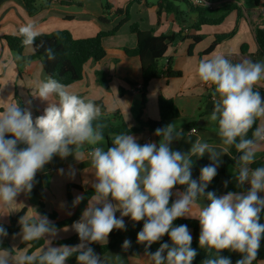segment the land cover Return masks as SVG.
<instances>
[{"label":"clouds","instance_id":"obj_1","mask_svg":"<svg viewBox=\"0 0 264 264\" xmlns=\"http://www.w3.org/2000/svg\"><path fill=\"white\" fill-rule=\"evenodd\" d=\"M195 2L207 6L206 0ZM18 34L25 48H44L47 59L55 60L52 47L45 48L43 42L35 45L41 32L34 23L21 25ZM15 59L21 61L23 57L17 55ZM196 72L202 83L214 86L213 97L218 96L208 119L218 122L221 143L213 145L197 137L187 153L171 148L174 140L184 136L182 129L173 124L155 130V135L161 137L158 145H141L135 136L119 133L112 136V146L105 150L98 146L105 140V125L98 122L103 115L101 108L52 77L41 81L34 94L48 102L44 113L35 120L31 111L18 103L0 110V216L14 211L10 209L17 204V196L32 191L37 172L55 155H73L82 161L83 149L88 146L95 176L94 194L81 219L72 225L78 244L52 246L49 238L57 235V229L47 216L36 212L34 218H21L20 235L23 242L43 238L46 246L32 254L15 251L16 248L0 249V264H66L73 255L77 264H106L90 245L107 244L114 229H125L123 217L144 221L137 241L145 244L150 264H192L197 251L192 248L188 226H174V221L182 217L199 221V246L209 253L203 264H232L229 257L220 255L223 250L240 254L235 264H253L264 239V223L260 222L264 213V196L260 195L264 193V166L250 167L257 152L264 149V100L257 90L258 85L264 87V62L245 59L233 64L218 54L202 59ZM257 120L261 123L254 128ZM196 132L192 128L188 134ZM19 144L26 147L18 148ZM232 146L240 153L235 158L237 184L248 182L250 189L229 191L219 197L207 192L210 203L201 206L199 199L205 196L207 185L223 162L221 158L229 155ZM205 154L211 163L201 168L199 181L194 180L192 157L202 158ZM178 185L185 189L177 190V198L170 204ZM81 199L78 196L75 202ZM194 208L196 216L191 215ZM117 211L120 218L115 215ZM166 234L171 246L165 242L154 253L148 251ZM7 235L0 225V238ZM129 246L130 241L125 240L123 247Z\"/></svg>","mask_w":264,"mask_h":264},{"label":"crops","instance_id":"obj_2","mask_svg":"<svg viewBox=\"0 0 264 264\" xmlns=\"http://www.w3.org/2000/svg\"><path fill=\"white\" fill-rule=\"evenodd\" d=\"M110 1L108 2L112 7L105 12L103 0H37V7H40V10L30 15L24 0H0V110L8 104L17 103L19 97L24 104V109L31 111L35 120L44 113L48 102L34 94L40 82L50 77L45 73L39 59H29L34 52L33 48H24L20 55L23 59L16 61L15 57L19 54L10 50L5 36L16 35L19 27L26 23H34L37 29L45 34L67 30L76 39L93 37L100 31H111L119 26L115 35L103 39L105 57L98 62H87L84 66L82 80L68 85L70 90L94 102H101L104 106L103 115L109 116L118 112L129 126L138 125L136 118L141 113L145 120H159V97L172 99L180 110V116L167 121L166 126L173 124L182 129L184 133L181 139L172 142L173 150L187 153L197 137L210 144L219 145L221 141L216 128L217 122L208 119L218 96L213 97L214 86L210 87L202 83L196 69L202 59L218 54L224 55L233 64L245 59L264 62L255 36L256 29L264 26V0H259L258 4L254 0H223L210 5V9H218L227 3H236L242 15L239 17L238 12L233 11L223 23L204 25L199 30L193 27L197 14L192 12L191 7L184 2L168 0L171 6L173 5L172 10L168 11L160 8L162 0ZM118 10L121 11L117 12ZM102 17H105L107 21H101ZM133 24H138L143 31L153 30L155 35L177 36V41L168 46L164 57L160 60L164 73L153 79L145 89V103L140 59L126 53L127 49L132 50L137 45V37L130 29ZM234 27L237 29L231 38L216 43L218 36L231 33ZM195 36H202V38L196 42ZM168 68L180 72L181 75L168 77L166 74ZM97 71L106 73L109 80L107 88L98 84ZM140 84L142 89L138 90L137 86ZM257 87L260 95L263 94L264 87H259V85ZM260 123L261 120H259ZM192 128L197 129V132L189 136L188 133ZM131 135L135 136L141 145L149 142L158 145L161 139L155 135V132L148 130ZM111 138L109 140L105 138L104 142L98 146L107 150ZM25 147L24 144L18 145V148ZM88 150L89 147L85 146L82 161H78L73 155L66 158L55 155L43 169L37 172L32 191L20 193L16 198L17 204L10 209L14 211L0 216V223L3 226H9L11 219L21 213H23L22 217L34 218L36 212L42 215V212L57 211L61 217H64L67 208L66 187L68 185H78L84 190L94 189L92 185L95 183V176L87 155ZM203 157L205 164L209 165L211 161L208 155L205 154ZM224 157L225 155L221 158L222 161ZM256 161H261V166H264V149L257 152L254 162ZM222 164L217 170L219 174ZM237 172L238 166H235L228 167L225 174H220V182L217 186L218 196L229 191L246 192L250 189L248 182H245L243 186H238ZM191 174L192 179L199 181L192 168ZM226 181L228 182L227 187H225ZM182 187L184 186L178 185L173 189L172 200L177 198L175 193L177 190L181 191ZM82 194V191L71 190L74 205H78L79 202H75L76 198L82 197ZM260 195L264 196V193ZM198 203L203 205L201 201ZM115 215L120 218L119 211ZM191 215H197L196 208L193 209ZM123 220L125 227H131L136 234L143 228V220L135 222L130 217H123ZM72 225L57 229V235L49 238L52 246H58L56 242L77 234L72 229ZM21 231L22 228L14 235L8 233L7 237L0 238V245H8L16 248L15 251L28 254L37 252L46 246L47 241L44 239L41 247L29 252L31 245L21 247L23 244ZM189 231L193 237L192 230L189 229ZM122 233L125 235L124 229ZM125 240L130 241V246L127 248L123 247ZM140 245L145 249V244L140 243ZM261 246L264 248V239L261 240ZM159 247L158 243H153L148 251L154 253ZM95 252L100 254L98 251ZM100 255L105 259L106 264H150L145 251L137 249L129 237L124 238L116 248ZM66 264H77V262H66ZM259 264H264V262Z\"/></svg>","mask_w":264,"mask_h":264},{"label":"trees","instance_id":"obj_3","mask_svg":"<svg viewBox=\"0 0 264 264\" xmlns=\"http://www.w3.org/2000/svg\"><path fill=\"white\" fill-rule=\"evenodd\" d=\"M49 1V0H47ZM135 2H141L142 0H134ZM171 1H179L184 2L189 5L192 9V12L197 14L196 21L193 24V27L196 30H199L204 25H218L224 22L226 17L233 11L238 12V16L241 17L242 12L236 3H227L226 5L218 8V9H210L208 6L205 7H193L191 4L184 0H171ZM209 5H213L219 3L223 0H206ZM257 4L259 0H254ZM26 9L30 15L36 14L40 7H37V0H24ZM45 7V6H43ZM111 4L106 0L104 5V11L108 12L111 9ZM173 5L168 0H162L160 2V8L168 11L172 10ZM121 10H118L119 12ZM101 21H107L105 17L101 18ZM118 27L114 28L111 31H100L95 36L83 39H76L72 36V34L67 30H58L49 34L41 33L40 36L37 37L35 45H40L41 42L44 43V47H52L56 52L55 60H48L44 55V48H36L33 46V54L29 57V59H39L41 61L42 67L47 75L58 80L59 82L65 84L66 86L71 85L77 81L82 80L83 78V70L84 66L87 62H98L102 60L106 51L103 46V39L109 36H113L118 31ZM131 32L137 37V45L132 50H126V53L130 56H136L140 59L141 62V72H142V81H143V98L145 103V89L148 84L155 78H157L160 74L164 73L160 60L164 57L168 46L177 41V36L175 35H155L154 31H143L139 28L138 24H133L130 27ZM234 32L223 34L217 37L216 43L220 42L224 39L231 38L234 35ZM256 42L260 49V55L264 57V26L258 27L255 31ZM202 38V36H195L194 40L197 42ZM5 40L7 42L8 47L11 51L21 55L24 50V46L22 45V37L19 36L18 32L13 36H5ZM216 43L214 45H216ZM212 46V48L214 47ZM166 74L168 77H178L181 75L180 72H175L171 68L166 70ZM97 82L100 86L107 88L109 84V80L106 77V73L103 71H97ZM80 96V95H79ZM82 97V96H81ZM17 103L19 106L24 109V104L22 101L17 98ZM97 104L101 110H104V106L101 102H94ZM158 108L160 112L159 120H151V119H143L142 113L139 114L136 118L138 123L137 126H129L126 124L122 117L119 116L118 112H114L111 115H102L98 122L103 123L105 125L103 132L104 137L106 139H110L115 134L119 133H127L133 134L142 130H148L150 132H155L157 128H163L166 126L167 121L177 118L180 116V110L176 106L175 102L172 99H166L163 96H160L158 99ZM259 125V120H257L254 128ZM218 129V122L216 125ZM252 132L249 131L248 136L251 137ZM11 138V137H8ZM239 139V138H238ZM111 141H109V147H111ZM240 153H237L234 146L230 148L229 155L226 154L223 160V164L221 166L220 174H225V170L228 167H235L236 159ZM192 169L195 171L197 178H200V170L202 167L206 166L204 157L197 158L195 156L192 157ZM261 161H256L251 164L252 168H256L261 166ZM220 174L213 178V180L207 185L205 189V193L207 192H215L217 193V186L220 182ZM76 189L82 191V199L79 201L78 205H74L73 199L71 196V190ZM185 186L181 188V192L184 191ZM94 194V189L84 190L82 187L78 185H68L66 187V201L67 208L65 211V216L61 217V214L57 211L46 213L42 212V215L47 216L49 220H51V224L55 226L56 229H60L69 225H72L74 222L80 220L84 209L87 207L88 201L91 196ZM219 197V196H218ZM174 200H170L171 202ZM203 203V205H207L210 203L206 198L201 197L199 199ZM23 213L13 217L11 219V224L9 226H3L9 234H16L21 228L22 225L19 224L22 218ZM144 222V221H143ZM261 223H264V213L261 214ZM0 225H2L0 223ZM179 225H187L188 229L193 232V240H192V248L197 251V256L194 258L192 264H203V261L208 258L209 253L207 250L200 248L199 246V234H200V225L198 219L191 218H178L174 221V226ZM125 235L122 233V229H114L110 235V241L107 244H99L92 243L90 246L98 251L100 254H104L109 250L116 248V246L126 237L131 238L134 242L137 249L145 251L144 248L141 247L140 243L137 241V234L131 228L126 226ZM79 237L78 234L74 236L56 242V245H69L74 246L78 244ZM169 243L171 246V240L169 236L166 234L158 243ZM31 245L29 252H32L34 249L41 247L44 244V239H40L37 241L23 242L21 247L26 245ZM0 249H13L8 245H0ZM222 255L225 257L232 258L236 252H232L230 250H223ZM166 255V253H165ZM66 262H77L76 256L73 255ZM264 262V251L258 253L257 260L253 262V264H259Z\"/></svg>","mask_w":264,"mask_h":264},{"label":"built area","instance_id":"obj_4","mask_svg":"<svg viewBox=\"0 0 264 264\" xmlns=\"http://www.w3.org/2000/svg\"><path fill=\"white\" fill-rule=\"evenodd\" d=\"M186 2H188L189 4H191L193 7H205L203 3H196L195 0H184ZM206 5L209 7V3L206 1ZM137 89L138 90H141L142 89V85H138L137 86Z\"/></svg>","mask_w":264,"mask_h":264},{"label":"rangeland","instance_id":"obj_5","mask_svg":"<svg viewBox=\"0 0 264 264\" xmlns=\"http://www.w3.org/2000/svg\"><path fill=\"white\" fill-rule=\"evenodd\" d=\"M109 2H111L110 0H108ZM105 2H106V0H103V5H105ZM237 28L236 27H234V29L231 31V32H234L235 30H236ZM218 193V192H217ZM260 252H263L264 251V248H263V246H261L260 247V250H259ZM241 258V256H240V254L239 253H237V254H235L232 258H230L231 259V261H232V264H235V262L238 260V259H240Z\"/></svg>","mask_w":264,"mask_h":264},{"label":"water","instance_id":"obj_6","mask_svg":"<svg viewBox=\"0 0 264 264\" xmlns=\"http://www.w3.org/2000/svg\"><path fill=\"white\" fill-rule=\"evenodd\" d=\"M261 97H262V100H264V93H263V94H261Z\"/></svg>","mask_w":264,"mask_h":264}]
</instances>
